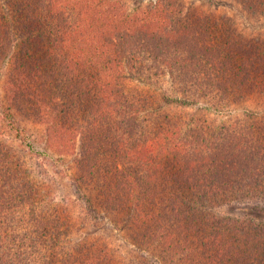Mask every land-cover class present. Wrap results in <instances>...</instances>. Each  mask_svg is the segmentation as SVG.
<instances>
[{"label": "trees", "instance_id": "1", "mask_svg": "<svg viewBox=\"0 0 264 264\" xmlns=\"http://www.w3.org/2000/svg\"><path fill=\"white\" fill-rule=\"evenodd\" d=\"M264 14V0H234ZM2 114L34 152L21 121L48 129L74 153L73 186L90 215L125 228L144 264H264V221L222 216L230 203L264 201V118L252 112L157 113L127 83L169 77L188 104L227 111L264 97V39L181 0H0ZM0 137V264H121L104 241L72 236L67 209L35 182Z\"/></svg>", "mask_w": 264, "mask_h": 264}, {"label": "rangeland", "instance_id": "2", "mask_svg": "<svg viewBox=\"0 0 264 264\" xmlns=\"http://www.w3.org/2000/svg\"><path fill=\"white\" fill-rule=\"evenodd\" d=\"M129 11L149 3L151 0H122ZM188 10L197 14L228 17L233 20L239 33L247 39H264V14L249 13L234 0H181ZM7 66L0 67V137L14 147L23 159L32 179L39 184L51 202L57 207L67 209L70 221H73L72 236L80 241H104L118 257L121 264H144L145 256L150 258L152 251L143 254L125 228L115 225L104 213L90 215L80 202L73 186L77 172V158L74 153H65L48 140V129L44 124L34 121H21L28 129L33 141L34 152L23 153V147L7 125L2 108H9L6 97ZM132 86L151 94L157 113L175 112L180 114H210L218 120H227L252 112L264 118V97L253 96L247 101L227 111L217 112L205 104L191 105L174 88L169 77L161 83L144 85L129 79ZM222 216L234 218L251 217L264 221V201L230 203L217 209ZM144 256V257H143Z\"/></svg>", "mask_w": 264, "mask_h": 264}]
</instances>
